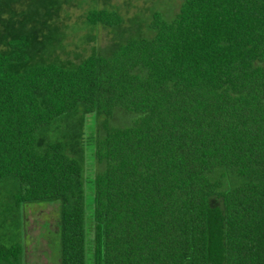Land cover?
Wrapping results in <instances>:
<instances>
[{"label": "trees", "instance_id": "1", "mask_svg": "<svg viewBox=\"0 0 264 264\" xmlns=\"http://www.w3.org/2000/svg\"><path fill=\"white\" fill-rule=\"evenodd\" d=\"M85 1L0 0V264L40 203L59 264H264V0L93 8L83 56Z\"/></svg>", "mask_w": 264, "mask_h": 264}, {"label": "rangeland", "instance_id": "2", "mask_svg": "<svg viewBox=\"0 0 264 264\" xmlns=\"http://www.w3.org/2000/svg\"><path fill=\"white\" fill-rule=\"evenodd\" d=\"M179 4L178 0H86L81 8L71 9L68 18L65 20L70 26H76L80 29L68 39L70 43L69 50L87 56L91 54L92 46L107 48L111 45L114 35L109 29L96 31L95 34H98V39L95 42L83 44L80 41L81 36L87 32V30L81 29L86 18L85 14L93 8L114 9L116 7L125 18H130L138 12L144 13V17H149L151 14L149 8L154 5L162 11H164V8H173L174 11H178ZM169 6L172 7L169 8ZM35 206H38V210L34 213H28L27 230L30 237H26L24 240L28 250L26 264H59L61 241L59 233L53 232L50 226L58 219L56 209L53 206H47L45 203L31 205L34 210H36ZM88 213H91L90 208Z\"/></svg>", "mask_w": 264, "mask_h": 264}]
</instances>
